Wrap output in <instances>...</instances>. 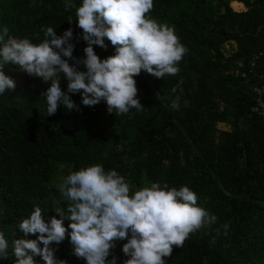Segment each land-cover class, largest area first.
Returning a JSON list of instances; mask_svg holds the SVG:
<instances>
[{
  "label": "trees",
  "instance_id": "16d2710c",
  "mask_svg": "<svg viewBox=\"0 0 264 264\" xmlns=\"http://www.w3.org/2000/svg\"><path fill=\"white\" fill-rule=\"evenodd\" d=\"M65 2L0 0V31L7 26L10 36L39 43L42 28L62 35L71 27L73 56L83 58L86 41L75 9L65 10ZM72 2L79 6L82 0ZM153 5L148 15L172 27L187 51L177 75L156 78L142 70L134 77L142 110L115 115L104 101L84 106L76 93L70 95L79 110L60 105L47 116L40 94L49 83L26 72L23 84L13 78L15 89L0 94V231L9 241V258H0V264H14L11 242L23 237L19 223L35 206L46 222L58 217L53 208L67 205L58 190L62 178L92 164L123 175L131 192L151 182L186 185L217 217L213 229L228 223L227 235L191 233L183 247L173 246L165 264H264V116L255 110L261 104L254 92L264 86V0H153ZM232 41L235 51L225 54L224 45ZM105 43L106 49L93 45L101 59L115 51L107 38ZM9 69L20 70L8 64L5 73ZM61 87L67 90L66 79ZM176 97L179 107L172 108ZM69 223L64 220L65 227ZM125 242L115 241L109 259L115 256L116 264L128 258ZM49 247L57 260L86 264L67 234Z\"/></svg>",
  "mask_w": 264,
  "mask_h": 264
},
{
  "label": "clouds",
  "instance_id": "9594fccd",
  "mask_svg": "<svg viewBox=\"0 0 264 264\" xmlns=\"http://www.w3.org/2000/svg\"><path fill=\"white\" fill-rule=\"evenodd\" d=\"M153 6V0H82L79 6L66 0L65 10L75 9V22L86 41L85 56L80 59L73 56L71 27L62 35L53 27L42 28L43 39L33 43L27 37L10 36L4 26L0 31V94L16 87L4 71L12 64L49 83L40 94L46 98L47 116L54 115L60 105L67 111L79 110L70 95L76 93L84 106L104 101L107 111L115 115L132 108L142 110L134 77L142 70L156 78L177 75L178 63L187 51L172 27L148 15ZM105 38L115 51L101 59L93 45L106 49ZM81 64L86 70L80 69ZM61 78L66 79L67 90L62 89ZM178 101L179 97L174 98L171 107L178 108ZM58 190L67 202L66 209L53 208L59 218L53 215L46 222L41 208L35 206L19 223L23 237L11 242L14 264H36L34 257L45 264H66L49 247L61 243L66 234L74 254L86 264H116L117 258L109 256L117 240H126L122 251L128 258L122 264H165L173 246L183 247L191 233L207 229L216 236L227 235L229 228L224 223L213 229L217 217L198 204L197 194L188 186L177 189L151 182L131 192L123 175L114 169L105 171L101 164L72 171L62 178ZM65 219L70 221L67 227ZM29 234L37 239L27 238ZM8 249L9 241L0 231V258H9Z\"/></svg>",
  "mask_w": 264,
  "mask_h": 264
},
{
  "label": "built area",
  "instance_id": "2783aa9c",
  "mask_svg": "<svg viewBox=\"0 0 264 264\" xmlns=\"http://www.w3.org/2000/svg\"><path fill=\"white\" fill-rule=\"evenodd\" d=\"M262 56V53L260 54H256L255 57H253L252 61H251V67L252 68H255L257 63H258V60L260 59V57ZM240 67L244 68V63H240L239 64ZM242 76H245L246 77V74L245 73H242ZM254 92L255 94L257 95V101L259 102V104H261V106H256L255 107V110L260 112L263 116H264V102H263V95H264V86H262L261 88H254ZM263 106V108H262Z\"/></svg>",
  "mask_w": 264,
  "mask_h": 264
},
{
  "label": "rangeland",
  "instance_id": "374dc122",
  "mask_svg": "<svg viewBox=\"0 0 264 264\" xmlns=\"http://www.w3.org/2000/svg\"><path fill=\"white\" fill-rule=\"evenodd\" d=\"M223 51L225 52V54H228L229 52L235 51V43L233 41L232 42H229V43H226L224 45V47H223ZM6 73L10 77L14 78L19 84H23L24 77H25L24 71H22V70L9 69V70L6 71ZM222 127L225 128L224 125Z\"/></svg>",
  "mask_w": 264,
  "mask_h": 264
}]
</instances>
